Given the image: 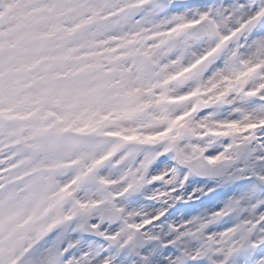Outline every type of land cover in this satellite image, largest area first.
Wrapping results in <instances>:
<instances>
[{"label": "snow or ice", "instance_id": "6c2138e0", "mask_svg": "<svg viewBox=\"0 0 264 264\" xmlns=\"http://www.w3.org/2000/svg\"><path fill=\"white\" fill-rule=\"evenodd\" d=\"M0 264H264V0H0Z\"/></svg>", "mask_w": 264, "mask_h": 264}]
</instances>
